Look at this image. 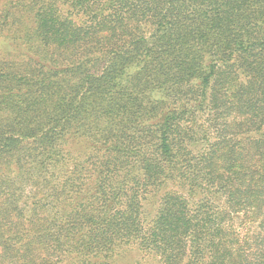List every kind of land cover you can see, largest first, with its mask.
<instances>
[{
	"label": "trees",
	"instance_id": "obj_1",
	"mask_svg": "<svg viewBox=\"0 0 264 264\" xmlns=\"http://www.w3.org/2000/svg\"><path fill=\"white\" fill-rule=\"evenodd\" d=\"M0 39V264H264V0H14Z\"/></svg>",
	"mask_w": 264,
	"mask_h": 264
},
{
	"label": "rangeland",
	"instance_id": "obj_2",
	"mask_svg": "<svg viewBox=\"0 0 264 264\" xmlns=\"http://www.w3.org/2000/svg\"><path fill=\"white\" fill-rule=\"evenodd\" d=\"M10 1H14V0H0V5L2 3L7 4ZM18 21L22 24V30L23 29L29 30L31 28L32 24L29 21L28 14H19ZM10 52L15 53V51L13 50V46L11 45V42H9L6 39H0V59H2V57H6V53H10ZM9 190H13L18 195L28 192V190H18L16 188H12ZM15 190H18V191H15ZM145 205H146L145 211L150 213L151 215L155 207L154 200L149 199L145 203ZM118 260H119V264H156L152 258H146L140 252H138L137 249L135 248H128L124 250L119 256Z\"/></svg>",
	"mask_w": 264,
	"mask_h": 264
}]
</instances>
